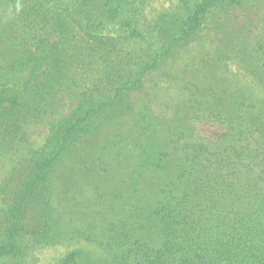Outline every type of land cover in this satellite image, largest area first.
I'll return each instance as SVG.
<instances>
[{"label":"trees","instance_id":"obj_1","mask_svg":"<svg viewBox=\"0 0 264 264\" xmlns=\"http://www.w3.org/2000/svg\"><path fill=\"white\" fill-rule=\"evenodd\" d=\"M7 158L0 264H264V0H0Z\"/></svg>","mask_w":264,"mask_h":264},{"label":"rangeland","instance_id":"obj_2","mask_svg":"<svg viewBox=\"0 0 264 264\" xmlns=\"http://www.w3.org/2000/svg\"><path fill=\"white\" fill-rule=\"evenodd\" d=\"M174 2V1H173ZM171 4V1L169 2ZM76 104L75 98H68L64 108L63 113L71 110ZM156 109L157 111H167L163 103L157 101ZM199 132L202 135H209L213 129L212 126L208 125H199ZM49 132V125L47 120L36 121L26 127L25 133V143L24 146L26 149H37L43 146L45 143ZM13 158H7L0 162V179L7 173L9 168L12 165ZM76 246L74 243H67L65 245H52L43 250H40L36 254V259L31 264H59L61 256L69 249Z\"/></svg>","mask_w":264,"mask_h":264}]
</instances>
